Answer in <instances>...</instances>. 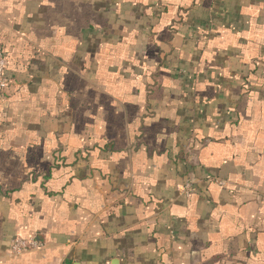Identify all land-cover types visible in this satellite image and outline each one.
<instances>
[{"label": "crops", "instance_id": "obj_1", "mask_svg": "<svg viewBox=\"0 0 264 264\" xmlns=\"http://www.w3.org/2000/svg\"><path fill=\"white\" fill-rule=\"evenodd\" d=\"M0 45V264H264V0H0Z\"/></svg>", "mask_w": 264, "mask_h": 264}, {"label": "built area", "instance_id": "obj_2", "mask_svg": "<svg viewBox=\"0 0 264 264\" xmlns=\"http://www.w3.org/2000/svg\"><path fill=\"white\" fill-rule=\"evenodd\" d=\"M9 85V79L6 74V51L0 45V92L5 90ZM189 190V186L186 187ZM43 245L35 240H24L21 238L14 239L9 247V254L12 256H20L25 253L42 249Z\"/></svg>", "mask_w": 264, "mask_h": 264}, {"label": "water", "instance_id": "obj_3", "mask_svg": "<svg viewBox=\"0 0 264 264\" xmlns=\"http://www.w3.org/2000/svg\"><path fill=\"white\" fill-rule=\"evenodd\" d=\"M116 263V262H115Z\"/></svg>", "mask_w": 264, "mask_h": 264}]
</instances>
